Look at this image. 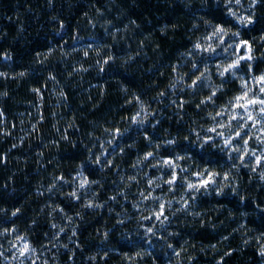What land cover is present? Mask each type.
Returning a JSON list of instances; mask_svg holds the SVG:
<instances>
[{
	"label": "trees",
	"instance_id": "trees-1",
	"mask_svg": "<svg viewBox=\"0 0 264 264\" xmlns=\"http://www.w3.org/2000/svg\"><path fill=\"white\" fill-rule=\"evenodd\" d=\"M229 11L226 0H0V72L9 74L0 77V108L4 109L0 113V244L12 233L2 235L4 229L15 227L39 245L53 235L55 219L51 217L59 208L82 212V203L68 195L76 191L74 184L60 182L47 191L60 175L74 180L82 171L93 182H101L89 188L102 196L105 207L84 210L83 218L75 222L78 236L72 237L70 251L57 264H218L221 260L224 264H264L260 256L264 188L247 175L239 178L246 201L211 191L193 198L191 206L194 203L197 209L192 211L203 216L179 211L168 230L179 235L163 239L135 237L129 223L120 225L107 197L120 182L117 174L123 167L131 169L136 157L142 158L146 151L157 152L142 135L145 126L138 132L129 120L140 106L129 103L135 95L162 120L154 131L151 124L147 126L150 135L160 133L163 138L178 137L187 143L185 138L198 118L195 104L209 93L202 97H194L191 91L179 93L172 98L192 103L176 109L171 103L175 91L170 90L178 76L174 66L190 69L193 42L210 24L225 19L234 23ZM255 12L258 23L243 29L235 25V30L257 44L264 35V7L258 6ZM262 44L257 45L258 54L264 58ZM5 53L11 59L5 60ZM110 55L115 61L103 65L101 71V59ZM258 62L256 72L264 66ZM231 86H224L227 92L217 102L236 94L237 87L233 92ZM164 90L168 95L161 98L159 93ZM106 128L131 129L118 141L126 144L123 155L117 154ZM103 150L115 157L114 167L109 166L111 161L100 168L88 160L89 156L100 157ZM171 151L164 148L161 154ZM215 152L195 148L189 155L194 163L208 164ZM80 164L85 165L83 170ZM17 207L22 215L11 218ZM60 236L65 237V232Z\"/></svg>",
	"mask_w": 264,
	"mask_h": 264
},
{
	"label": "snow or ice",
	"instance_id": "snow-or-ice-1",
	"mask_svg": "<svg viewBox=\"0 0 264 264\" xmlns=\"http://www.w3.org/2000/svg\"><path fill=\"white\" fill-rule=\"evenodd\" d=\"M246 0H226L227 7L230 9L228 15L234 18L233 21L223 20L218 21L215 24H210L211 34L205 35V37L200 42H193L192 51L196 56H202L204 52L209 53V56L201 61V63H193L191 66V74L186 76L183 84L186 85L184 88L185 92L191 91L193 94H196L199 88L207 82L210 86V94L202 99L198 104H195V108L202 109L207 107L209 104L215 105L220 96L227 92L225 85L230 83L232 77H237L238 71H243L248 69L252 71L250 65L255 62L256 57L253 55V45L250 40L244 39L241 35V30H234L235 25L242 26L243 28H251L253 25L258 23L256 19V12L258 6L264 7V0H252L249 4L248 9L245 10L247 14L238 13L236 8L233 5H239L243 7V4ZM191 7V5H188ZM60 30L64 31L65 24L63 20L59 21ZM138 26V25H137ZM200 25H194V28H199ZM119 31V29H117ZM235 41V43H233ZM216 45H220L219 52L227 53L231 49V54L234 59H230L228 64H225L221 61L219 64L209 63L212 56H216L218 49ZM94 47V46H93ZM237 50H243L241 54H237ZM54 51V49H53ZM88 53H85L87 55ZM187 55V54H186ZM4 59H11L4 54ZM116 59L115 56H108L107 60L101 59V71H103V65H107L110 62H114ZM132 59H135L133 57ZM43 63V61H41ZM174 69L179 73L180 66L175 65ZM215 70L218 72V78L222 80L221 85L217 87H211L212 81L209 74ZM8 73L0 72V77L7 78ZM20 76L27 75L26 73H20ZM51 79H55V76H52ZM242 83V94L237 95L231 98L228 101V104L221 108L218 112L213 114L212 112L208 113V117L215 122L212 126H209L204 130V134L201 135V131L196 129H191L188 136L185 138L187 143L182 144L179 138H162L159 141L155 139L152 135L149 134L148 128L145 127L142 135L146 139L147 143L154 149H164L171 148L172 151L167 153V155H161L159 162L156 163L157 154L154 151H146L142 158L138 155L137 165L134 167L145 168L147 164H151L152 169L160 170L161 168L167 169L166 172H161L156 176V179L153 180L151 176L148 178V183L154 185L155 189H159L161 192L167 190L169 193H175L179 188H185L186 191L178 203L180 205L179 209H175L176 201H172L174 211L169 215L167 213V206L170 203L168 200H165L160 195H146V193L141 192L139 196L142 198L138 203H146L147 200H152L157 202V207L152 209V215L147 216L142 214V209L137 208V212L141 214V221H153L154 219L161 220V228L158 229L155 226H146L145 231L149 234L159 233L161 229L165 228L172 216L176 215L177 211H188L193 216L200 215L202 213H196L192 211L191 204L193 198L199 197L202 194H207L209 191L220 195L227 196L232 195L239 198L241 201H246L248 196L243 193L241 184L239 182V175L241 174L242 168H248L253 173H258V178L264 181V73L259 74L257 77L253 72V81L250 82L247 79L239 78ZM179 82V78L178 81ZM259 83L260 88L257 90L255 84ZM171 91H176V89H170ZM34 91L40 93L42 96L43 93L40 92V89H34ZM127 91V89H125ZM7 95V93H5ZM61 95H66L61 93ZM168 95V90L161 91L159 96L161 98ZM138 102L139 114L129 116V120L133 121L137 125V131H140V126H147L151 124V129H157V126L162 124V120L158 116L157 111H149L148 107L145 105V102L142 100L140 95H135L133 101L129 103ZM172 105L175 108L185 109L186 105L191 104L192 100L190 99H181L175 98L171 100ZM239 111H236V110ZM4 109L0 108V113H3ZM162 115V113H160ZM183 119V117H181ZM233 121L236 122V125L233 124ZM258 125V127H257ZM131 129H105V132L110 133L113 136L111 141L112 145L116 147L117 154L123 155L125 151V145H119L118 141L126 136L127 132ZM170 131V130H169ZM10 135V133H8ZM65 140L70 138L65 136ZM98 139V138H97ZM195 139V144L192 143V140ZM55 143V141H53ZM215 146L216 152L213 153L214 160L212 157H209L208 164L209 167L198 170L196 168H185L183 166L184 162L190 161L194 163L195 158L189 154L193 152L195 148L202 149L206 153L209 152L212 147ZM85 147H88L85 145ZM178 150V151H177ZM183 153V154H180ZM221 153H223L221 155ZM105 157H108L109 160H105ZM231 160L233 161L232 167L228 171H217L212 168L213 162L219 164L220 160ZM88 160L97 164L100 168H104L106 164H111L109 166H115V157L108 152L103 150L100 154V157L93 158L92 156L88 157ZM103 161V163H101ZM238 161L239 163H236ZM85 167L84 164H80L79 168L83 170ZM152 169H147L151 171ZM181 170L183 173L188 175H193L197 178L195 181L189 180L186 177L181 176ZM119 171V169H117ZM203 172V175L201 174ZM137 181V176L133 175L129 184ZM159 181V183H158ZM221 181L223 183H221ZM60 182L64 184H75L77 189L87 190L88 187L92 184H100V181H92L86 179L83 176L77 177L75 180L66 179L64 175H60L56 178V183H53L50 188L47 189L48 192L53 191L58 187ZM68 195L75 201H82V196L79 191H72ZM96 196L99 193H95ZM119 197L121 199L127 198V190L120 193ZM118 197L113 195L110 197V201H116ZM136 207L135 204L132 205ZM85 208H98L103 209L105 204L96 203L94 200H88L87 203H84ZM259 207V205H257ZM4 212H7V209H3ZM59 212L64 214V216L69 220L70 223L74 222L75 218L68 216V213L63 207L59 208ZM22 215L21 208L17 207L11 212V218H19ZM77 215L83 218L82 214L77 213ZM123 213L120 214L121 218L119 220L120 224H124L125 220L123 218ZM262 215H264V209H262ZM131 217H129L130 219ZM12 223H15V220H12ZM207 223V221H205ZM56 226V225H54ZM247 227V225H243ZM11 231L13 234L17 233L15 227L5 228L2 235H7ZM67 231V229L61 228V233ZM73 236H78V233L73 231ZM172 235H179V233H173ZM103 236L107 239L109 233L105 231ZM59 238V237H57ZM20 241L19 244H16V253L17 257L22 258V264H31L30 257L33 254L38 255L35 252L32 242L28 239L27 236L20 235L18 236ZM161 239L163 237L161 236ZM224 239H229L225 236ZM249 241L246 240L245 243ZM262 243H264V234H262ZM65 248H68V245H64ZM173 250H175V245H170ZM11 252L12 249L10 248ZM235 252V249L232 250ZM232 252L226 253V255H231ZM177 256L180 255V252L176 253ZM3 255V253H0ZM71 255L75 257V251L71 252ZM141 253H137V256ZM150 255V253H149ZM260 256L264 257V247L260 249ZM17 257H12L15 260ZM90 259H92L90 257ZM107 259V257L105 258ZM218 264H224V261L221 260Z\"/></svg>",
	"mask_w": 264,
	"mask_h": 264
},
{
	"label": "rangeland",
	"instance_id": "rangeland-1",
	"mask_svg": "<svg viewBox=\"0 0 264 264\" xmlns=\"http://www.w3.org/2000/svg\"><path fill=\"white\" fill-rule=\"evenodd\" d=\"M252 2V0H246V2L243 4V7L239 6V5H233L236 8V11L238 13H242V14H247L245 12L246 9H248L249 4ZM233 18V17H232ZM234 19V18H233ZM240 28H242V26H239ZM235 30V29H234ZM211 34V28H208L205 30L204 35H202L201 37L197 38L195 40V42H200L205 35H210ZM264 42V35L258 39V41L256 42L257 44H254L252 42L253 45V55L256 57L255 62L250 65V68L252 69V71H249L248 69H245L243 71H238L237 72V77H232L230 80V83L227 85H232L230 88L233 92H235V90L233 89L235 86L237 87L236 89V94H234L232 97H227L225 99H220L221 102H216L215 105L213 104H209L207 107H204L202 109H197L198 111V115H197V120L194 121V129H196L197 131H201V135L204 134V130H206L209 126H212L213 124H215L214 121H212L210 118L205 119L206 117H208V113L212 112L213 114H215L216 112H218L221 108L225 107L228 104V101L237 96L242 94V83L241 80L239 79L240 77H242L243 79H247L250 82L253 81V72L255 73V75L258 77L259 74L264 73V66L262 68H260L259 72L255 71V64H257V62L259 61V59H263L262 61L258 62V64L260 65H264V58H262L261 56H259V52H258V46L259 44H262ZM233 43H235V41H233ZM263 45V44H262ZM217 49H218V53L216 56H212L211 60L209 61V63H215V64H219L221 61H223L225 64H228L230 62V59H234L235 57L232 56L231 54V49H229L227 51V53H220L219 49H220V45H216ZM243 50H237V54H241ZM264 52V50H262ZM189 56L191 57V64L193 63H201L202 60H204L205 58H207L209 56V53L204 52L202 56H196L194 53H191ZM263 62V63H262ZM262 63V64H261ZM259 65V66H260ZM192 66V65H191ZM184 69H181L178 72H176V75L178 74V76L174 77V84L172 86L171 89H177L175 91V94H172L171 96V100L173 99L172 97L177 96L179 93H185L184 88L186 87V85L183 84V81L185 79V77L187 76V72H189L188 74L191 73V67L190 69H186L187 66H184ZM261 67V66H260ZM210 79L212 81V85L211 87H217L219 85H221L222 80L220 78H218V72H216L215 70H213L212 73L209 74ZM179 78V82L178 81ZM255 88L258 90L260 88V84L256 83L255 84ZM207 93L210 94V86L207 82H205L198 90V92L196 94H194L195 96H200L202 97V95H206ZM190 94H193L192 92H190ZM229 95V94H228ZM140 107V106H139ZM152 107H148L149 111H154L153 109H151ZM177 109V108H176ZM236 111H239L238 109ZM139 114V108L137 109V111L135 112L134 115H138ZM175 114H177V111L175 112ZM179 118H181V114H179ZM233 124L236 125V122L233 121ZM148 126V125H147ZM145 126V127H147ZM238 126V125H236ZM144 128V126H142ZM258 127V125H257ZM144 130V129H143ZM152 131H154L152 129ZM164 135V134H163ZM160 133H157V135L155 136L158 141L160 139H162L164 136ZM154 137V138H155ZM195 140V139H194ZM212 149H216L215 146L212 147ZM157 152V159H156V163L159 162V158L162 155L161 154V150L162 149H156ZM181 154V153H180ZM223 153H221L222 155ZM222 163L220 164H216V165H212V168L214 170L217 171H228L233 164V161L231 160H223L222 159ZM236 163H239L238 161H236ZM134 165H137V159L134 161V164L132 165V168H122V173H118V177L120 179V182H118V184L116 185V187L108 193L107 197H108V202L110 200V197L113 195H116L118 197V199L116 201H112V208L111 210H115V217L117 218L118 222L121 218L120 214L123 213V218L125 220V222L129 223V227H132L133 232L135 233L134 236L135 237H142L143 238H155L158 237V239H161V236L164 237H168L170 235H172L171 231H168L169 228L174 225V223L172 224L171 221L172 219L176 216H172L171 219L169 220L168 225L161 229V231L159 233H154V234H149L145 231V227L146 226H155L156 228L160 229L161 228V220L159 219H154L153 221L149 222V221H141V214L137 212V208L142 209V214L143 215H147V216H151L152 215V209L154 207H157V202H154L152 200H147L146 203H138V201H141L142 198L139 196V193L144 192L146 193V195H160L162 196L165 200H168L170 203L167 206V213L169 215H171V213L174 211V207L172 205V201H176L177 203L175 204V209H179L180 205L178 203L179 199H181L186 191L185 188H179L177 189V191L175 193H169V191L167 190V187L165 188V191L161 192L159 189H155L154 185H150L148 183V178L149 176H151V178L153 180L156 179V176L158 174H160L161 172H166L167 169L161 168L160 170L157 169H152L151 164H147L145 168H137L134 167ZM183 166L185 168H196L198 170H201L203 168H207L209 167L208 164H204L203 163H194L190 162V161H186L184 162ZM117 168L119 169V166H117ZM147 169H152L150 172L147 171ZM121 170V169H120ZM117 171V170H116ZM121 174L123 175L121 177ZM203 175V172L201 173ZM136 175L137 176V181L134 183L129 184V180L130 178ZM248 176L249 181L254 182V184H257L259 188H264V181L260 180L258 178V173H253L251 172L248 168H242L241 169V174L239 175L238 179L241 176ZM83 176L86 179H89L82 171H79L76 175H75V179L77 177ZM181 176L182 177H186L189 180H193L195 181L197 178L193 175H188L183 173V171L181 170ZM74 179V180H75ZM159 183V181H158ZM221 183H223L221 181ZM75 185V184H74ZM90 187V186H89ZM88 187L87 190H83V189H76V191H79L81 196H82V201H75L74 199H72L74 202L76 203H82L80 206V210L83 209V211H78V212H74V210H70V211H66L68 213V216L74 217L75 220L74 222L70 223L69 220L64 216V214L58 212V214H54L52 215V219H55V223L53 227V235L50 236L49 238L46 237L39 245H35L32 243V246L35 249V252L38 253V255L33 254L30 257L31 260V264H57L58 261L60 260V256L65 255V251H70V247L65 248L64 245H69L70 243H72L73 239V235L71 234L72 231H74L75 229V222L77 219H80L81 216L77 215V213L80 214H84L86 209H90V208H85L84 207V203H87L88 200H94L96 203H101L100 201V197L102 196H96L95 192L90 189ZM125 190H127V198L126 199H121L119 197L120 193L125 192ZM135 204L136 207H133L132 205ZM192 210H196L197 209V205L191 206ZM55 212V211H54ZM179 211L176 212V214ZM56 213V212H55ZM129 217H131L129 219ZM57 219L60 220V222H57ZM123 225V224H120ZM61 228L67 229V231H65L66 236L65 237H61L60 235H62L61 233ZM23 235L20 232H17L16 234L10 233L9 236L6 238L5 243L1 242L2 244H0V253H3L2 258H3V264H22V258L21 257H17V253H16V244H19L20 241L18 239V236ZM26 236V235H23ZM59 237V238H57ZM29 239V238H28ZM12 249V251L10 252L9 249ZM12 257H17L15 260L12 259Z\"/></svg>",
	"mask_w": 264,
	"mask_h": 264
}]
</instances>
